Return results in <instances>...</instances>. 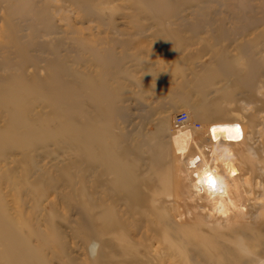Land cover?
Returning a JSON list of instances; mask_svg holds the SVG:
<instances>
[{
    "label": "rangeland",
    "instance_id": "obj_1",
    "mask_svg": "<svg viewBox=\"0 0 264 264\" xmlns=\"http://www.w3.org/2000/svg\"><path fill=\"white\" fill-rule=\"evenodd\" d=\"M151 1L0 0V92L19 85L51 102L36 103L19 115L0 104V130L10 139L0 141V200L11 213L18 199L24 200L20 209L25 215L34 206L32 217L49 239L46 218L54 217L68 251L81 261L84 248L71 238L69 223L80 229L96 222L98 208L88 211L83 204L96 180L88 172L112 150L137 173L143 185L140 199L147 205L160 194L164 176L172 177L170 191L177 192L182 179L172 157L198 162V168L206 169L198 211L214 226L209 215L233 214V175L256 183L264 177V0H160V7ZM58 108L81 124L82 138L94 141L77 134L76 148L68 134L62 141L17 149L18 143L32 141L19 128V118L49 119L52 130ZM180 109L201 128L190 123L174 130L171 121ZM221 109L241 117L224 120L216 115ZM236 158L246 165L238 168ZM32 182L38 188L32 191L35 196H27ZM50 185L66 193L74 189L68 198L71 209L61 206ZM178 187V192L184 189ZM47 190L35 205L33 198ZM263 194L257 189L247 214L224 223L242 224L239 241L264 238ZM152 218L147 211L144 219ZM156 235L160 238V232ZM32 244L37 246L39 238ZM255 245L264 256V247ZM159 246L152 244V254ZM39 253L42 260L32 264L47 261V250ZM166 256L151 264H178ZM247 261L264 264V258L253 255Z\"/></svg>",
    "mask_w": 264,
    "mask_h": 264
},
{
    "label": "bare ground",
    "instance_id": "obj_2",
    "mask_svg": "<svg viewBox=\"0 0 264 264\" xmlns=\"http://www.w3.org/2000/svg\"><path fill=\"white\" fill-rule=\"evenodd\" d=\"M150 4L160 7V0H152ZM35 85L41 86V83L35 81ZM25 88L16 85V88L0 92V104L12 114L19 115L23 114L26 108L34 107L36 103H51L47 96L27 93L23 91ZM45 93L47 95L46 90ZM21 96L26 98L20 99ZM41 112L42 110L38 111L36 116ZM216 115L224 120H228L230 115L241 117L234 112L229 114L225 109L218 110ZM56 122L55 129L51 130L54 123H51L49 119H36L31 122L25 117L19 118V128L32 141L18 143L17 149H32L39 143H47L52 139L62 141L68 134L71 135L72 141L76 142V148H78V141L75 138L77 134L85 142L94 141V139L82 138L83 127L77 124L73 117L68 116L65 110L58 108ZM187 125L190 123L173 129L178 130ZM195 128H201V125ZM3 140L10 139L5 136L3 130H0V141ZM182 147L185 148V143ZM229 153L226 152L225 155ZM5 154L7 153L2 156ZM172 159L175 162V169L181 174L179 178L182 179V181L178 180L177 192L172 194L170 191L172 177L164 176L160 182V194L154 195L149 205L146 204L145 199H140V190L143 185L139 183L137 173L131 169L128 160L118 151L112 150L111 154L99 161V166L94 168V171L88 172V174L94 173L96 180L89 190L90 195H83L85 198L83 204L88 211L98 208L93 214L96 222L80 229L74 227L71 221L69 223L71 238L84 248L83 254L86 257L83 261L72 256L68 251L64 237L56 231L54 217L46 218L45 232H48L51 238L49 239L42 236L44 230L40 229L39 223H36L32 217L34 206L31 208V214L25 215L20 209L24 200L18 199L19 206L14 213H11L6 208L7 204L4 206L0 200L1 263L32 264L34 261H41L39 250L44 248L47 250L48 257L47 261L41 264H54L56 261L61 262L59 264H151L159 260L162 262L167 258L166 255H170L178 264H250L247 261L248 256L264 258L255 245L257 243L264 247V238L258 240V236L250 239L246 237L245 241H239L242 235L241 230H243L242 224L236 221L224 225L231 221L233 215L247 214L248 204H253L251 202L255 200L257 189H262L264 193V177L260 179L261 182L256 183L252 178L242 180L238 176L239 173L233 175L234 201H231L235 206L233 214L218 217L209 215V218L216 221L214 226L215 223L204 221L198 211L199 201L204 197L202 188L206 182V169L198 168V162L183 163L182 160L173 157ZM214 160L217 161L218 157ZM239 160L235 159V161ZM244 160H240L238 168L246 165ZM188 164L191 167L187 166ZM190 168L194 171H190ZM45 175L46 173L43 172L40 179H44ZM69 181L76 183L74 177H71ZM179 184H182L184 189L178 192ZM51 185L48 190L55 192L61 206L66 211L71 209L73 203L68 198L74 189L71 188L66 193L61 188ZM20 186L24 187L23 184ZM21 187L18 188L16 195L19 198ZM29 187L27 196H33L32 191L38 188L37 182H32ZM48 190L42 196L33 198L35 205L47 195ZM162 195L165 197L163 198ZM157 203L160 204V212L155 209ZM53 208H56V205H53ZM147 211H150L152 219H144ZM222 213L226 214L225 211ZM158 232H160V238L156 235ZM34 238H39L37 246L32 244ZM155 242H160V246L152 254L151 247ZM261 251L264 252V249Z\"/></svg>",
    "mask_w": 264,
    "mask_h": 264
},
{
    "label": "built area",
    "instance_id": "obj_3",
    "mask_svg": "<svg viewBox=\"0 0 264 264\" xmlns=\"http://www.w3.org/2000/svg\"><path fill=\"white\" fill-rule=\"evenodd\" d=\"M171 123H172L173 128L182 127V126L186 125L187 123H191L195 127H199L201 125V123L199 121H193V123H192L190 116L185 109L178 110L174 114Z\"/></svg>",
    "mask_w": 264,
    "mask_h": 264
}]
</instances>
